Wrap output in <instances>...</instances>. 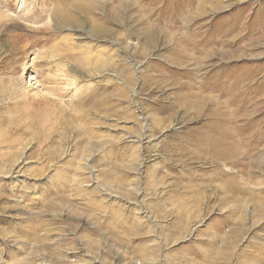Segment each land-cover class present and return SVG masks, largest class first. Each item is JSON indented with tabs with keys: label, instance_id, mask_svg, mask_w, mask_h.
Masks as SVG:
<instances>
[{
	"label": "rangeland",
	"instance_id": "rangeland-1",
	"mask_svg": "<svg viewBox=\"0 0 264 264\" xmlns=\"http://www.w3.org/2000/svg\"><path fill=\"white\" fill-rule=\"evenodd\" d=\"M223 72L261 133L264 0H0V264H264V130L193 144Z\"/></svg>",
	"mask_w": 264,
	"mask_h": 264
},
{
	"label": "bare ground",
	"instance_id": "bare-ground-1",
	"mask_svg": "<svg viewBox=\"0 0 264 264\" xmlns=\"http://www.w3.org/2000/svg\"><path fill=\"white\" fill-rule=\"evenodd\" d=\"M94 7L95 5L92 3L88 6V10L92 11ZM214 7L219 8L218 4H215ZM81 8H83V6ZM71 19L72 18L70 16L66 15L65 19H62V21H68V20L72 21ZM221 45H223L222 47L224 46L226 47V44L224 45L223 43H221ZM206 46L209 48L212 47V44L207 43ZM194 49H197V47ZM220 54L224 59L237 58L238 56L236 54V49L233 50L232 52H228V51L221 52L220 50ZM209 55L210 52L207 51L206 57H202V60L204 58L209 57ZM19 69L21 70L20 79H24L25 71L23 64L19 67ZM223 73L224 74H222L219 77L215 76L217 79H215L212 83L206 82L202 86V88H204L206 92L207 90L210 91V93L209 92L206 93L207 95L205 96V99L203 100L201 98L196 99L195 98L196 94L194 93H192L190 99H188V101L191 100L190 102L194 107L201 106L207 108V112H206L208 116L207 124H205V128L202 131L193 132V133L196 132L194 137L195 140L193 144L195 147L198 148V149L196 148V151L200 153L199 155H208L211 161L216 164L220 162L222 163L224 161H228L230 156L235 158L238 155L239 152L237 148L240 145V141H241L240 139L246 138V140H249V145H252V142L250 141L251 137H253L255 133L258 134L263 133L264 130L263 129L260 133L259 129L254 126L255 124L258 123L255 120L256 118L252 119L250 118L251 117L250 116L249 118L246 119V117H248V113L242 114L241 112V109L244 108L246 105L248 104L252 105L251 103L252 99L249 98L244 101L243 93L241 94L239 92L241 85H244L245 81L250 80V77L241 76L238 73H226V72ZM212 77L214 76L212 75ZM211 93H217V94L211 95ZM217 98L218 99L225 98V100L224 101L221 100L220 102L215 100ZM238 99H240L241 105H238V103L240 104V102L237 101ZM241 118L245 120L242 121L243 125L242 124L240 125L238 124V122L234 121V120H239ZM243 146L245 145L243 144Z\"/></svg>",
	"mask_w": 264,
	"mask_h": 264
}]
</instances>
